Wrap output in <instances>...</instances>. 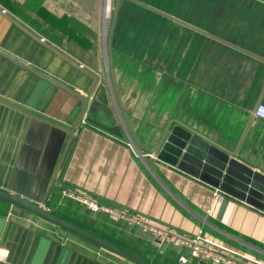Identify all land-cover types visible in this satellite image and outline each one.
<instances>
[{
    "label": "crops",
    "instance_id": "crops-1",
    "mask_svg": "<svg viewBox=\"0 0 264 264\" xmlns=\"http://www.w3.org/2000/svg\"><path fill=\"white\" fill-rule=\"evenodd\" d=\"M261 1L264 4V0ZM0 7L98 76L97 84L87 95L89 101L85 116L105 126L117 125L121 133L120 136L112 134L87 121L73 128L81 101L0 54V100L20 108L0 101V189L20 194L35 203H43L51 210L55 209L83 224L87 230L138 253L149 263L177 262L179 253H186V250L171 244L160 245L156 238L141 233L133 226L114 222L102 212L90 211L79 202L62 196V188L77 189L99 202L136 212L180 234L191 235L202 229L216 242L264 261L263 211L223 192L217 198L213 194L216 188L157 161L153 150L173 116L162 111L157 114L151 103L138 107L132 96L139 92L124 88L120 79L124 75L121 70H115L112 52L117 41L114 36L115 20L105 23L102 16L99 22L96 7L88 11L72 0H0ZM204 38L210 39L214 45H224L209 37ZM249 47L264 56L263 50ZM0 51L87 94L91 83L89 76L30 37L2 14ZM253 59L264 65L260 60ZM236 62L240 65V59L237 58ZM199 75L200 82L205 83L202 74ZM185 76V84L193 82L197 85L195 77L198 75L194 69H189ZM234 76L237 86H242L240 71ZM261 78L263 86L264 75ZM238 87L240 92H245ZM261 89L253 98L245 92L238 105L233 90L229 92V107L238 110L237 116L244 120V127ZM263 98L264 94L261 102H264ZM138 110L150 114L146 123L150 131L146 134L142 132L143 128L140 129L143 115ZM178 120L187 124L182 119ZM258 123L261 124V133L264 131V119L253 117L238 147L237 154L246 160H249L247 157L252 151L248 143ZM62 127L73 128V135ZM193 128L230 149L235 148L241 135L236 138L230 132L223 136V132L209 133ZM70 137L71 142L54 175ZM128 142L134 145L137 154L128 147ZM244 144L247 148L241 153ZM4 202L0 200V264H133Z\"/></svg>",
    "mask_w": 264,
    "mask_h": 264
},
{
    "label": "rangeland",
    "instance_id": "rangeland-1",
    "mask_svg": "<svg viewBox=\"0 0 264 264\" xmlns=\"http://www.w3.org/2000/svg\"><path fill=\"white\" fill-rule=\"evenodd\" d=\"M140 1L189 20L202 29L209 27L215 35L233 38L236 43L241 41L264 51L263 3L254 0ZM103 5L104 0H96L95 13L99 22L104 16ZM121 7L123 16L118 20L121 25H116L114 36L117 41L112 50L114 67L124 75L120 78L124 88L139 92L132 96L137 106L151 103L157 114L162 111L186 121L191 127L209 133L223 132V136L230 132L239 138L244 120L237 116L236 108L229 107V92L233 90L236 105L242 102L245 92L255 97L262 87L260 79L264 75V65L225 45H214L199 32L177 25L130 0H124ZM114 14L115 0L109 18H104L106 22L113 20ZM189 69L197 72V85L193 82L185 84V73ZM237 71L242 76V80L238 78L242 86H238L245 92H240L237 86L234 76ZM199 74L205 83L200 82ZM138 112L143 115L140 129L143 128L142 132L146 134L150 131L146 125L150 114ZM260 125L258 123L255 134L251 135L248 144L252 151L247 158L264 168V131L261 133ZM246 148L244 144L240 152H245Z\"/></svg>",
    "mask_w": 264,
    "mask_h": 264
},
{
    "label": "water",
    "instance_id": "water-1",
    "mask_svg": "<svg viewBox=\"0 0 264 264\" xmlns=\"http://www.w3.org/2000/svg\"><path fill=\"white\" fill-rule=\"evenodd\" d=\"M79 6L83 7L88 11H93L96 7V0H72ZM138 5H141L147 9H150L160 15H163L171 20H174L194 31L199 32L200 34L209 37L215 41H218L224 45L231 46L240 52L253 57L257 60H260L264 63V56L259 55L253 50L246 49L240 45H237L233 40H226L221 38L208 30L202 29L188 21L180 19L170 13H167L163 10H160L152 5H149L140 0H130ZM121 0H115V14L113 17V22L115 20L116 12L120 5ZM0 14L5 16L8 20L14 23L17 27L23 30L30 37L44 45L46 48L54 52L56 55L63 58L65 61L78 68L84 72L87 76L91 78V83L88 88L87 94H82L70 86L59 82L55 78H52L34 67L14 58L13 56L6 54L0 51V54L8 58L15 64L20 67L27 69L37 76L47 80L51 84L58 86L65 91H67L72 96H75L81 101V108L78 117L75 120L73 128L81 123L82 121H87L91 124H94L112 134L120 136L119 127L116 126H105L104 124L85 116V111L88 105V94H90L94 86L98 82V76L88 71L82 65H80L75 60L71 59L63 52L56 49L54 46L50 45L48 42L43 40L31 30L26 28L24 25L16 21L10 15H8L0 7ZM264 94V84L262 89L254 102L252 112L248 118V121L240 135V138L234 149H230L219 142L213 140L212 138L204 135L200 131L194 129L188 124L184 123L181 120L173 118L168 121L166 127L164 128L160 138L157 141V144L153 150V154L156 157L157 161L163 166L168 168L176 169L182 173L187 174L188 176L197 179L210 187L218 189L220 192L233 196L240 201H243L260 211L264 212V168L260 165L253 164L246 160L245 158L237 154L238 147L246 133V130L250 124L251 119L253 118V112L256 106L261 102L262 96ZM1 102L20 109L16 106L8 104L2 100ZM24 111V110H23ZM33 115V114H31ZM35 116V115H33ZM38 117V116H35ZM39 118V117H38ZM174 123L172 126L171 124ZM60 127V126H59ZM73 128L67 129L63 128L71 136L73 135ZM71 142V137L65 147L63 156L60 163L57 165L54 175L59 170L60 164L63 160L64 154L68 148L69 143ZM0 200L10 203L13 206L22 208L23 210L47 221L50 222L76 236H79L105 250H108L133 264H151L147 262L142 256L138 253L133 252L123 246H120L98 234L91 232L67 219L64 217L55 214L50 207L44 206L43 203H35L20 194L9 192L6 190L0 189Z\"/></svg>",
    "mask_w": 264,
    "mask_h": 264
},
{
    "label": "built area",
    "instance_id": "built-area-1",
    "mask_svg": "<svg viewBox=\"0 0 264 264\" xmlns=\"http://www.w3.org/2000/svg\"><path fill=\"white\" fill-rule=\"evenodd\" d=\"M113 0H104L103 13L109 14L112 9ZM104 19L105 23L106 20ZM106 28V26H105ZM106 29H104V32ZM253 117L264 119V102H260L254 112ZM128 147L137 154L134 145L127 143ZM214 196L221 195L218 189H215ZM61 195L75 200L93 212H102L114 222H121L133 226L143 234H149L158 240L160 245L171 244L185 249L186 253H179L177 262L179 264H264V261L254 257L237 252L223 244H220L207 236L202 229L195 234H180L156 221L149 220L140 214L117 207L110 204L99 202L96 198L85 194L77 189L62 188Z\"/></svg>",
    "mask_w": 264,
    "mask_h": 264
},
{
    "label": "trees",
    "instance_id": "trees-1",
    "mask_svg": "<svg viewBox=\"0 0 264 264\" xmlns=\"http://www.w3.org/2000/svg\"><path fill=\"white\" fill-rule=\"evenodd\" d=\"M123 1L124 0H121V2H120V5H119V8H118V11H117V13H116V19H115V24L117 25L119 22H118V20L121 18V16H123L122 15V4H123ZM126 1H128V0H126ZM248 2H251L252 0H247ZM254 1H258V3H263L261 0H254ZM133 3V2H132ZM173 15H175V14H173ZM175 16H177V15H175ZM166 18V17H165ZM184 19V18H183ZM188 22H189V20H187ZM191 23V22H190ZM115 25V26H116ZM206 30H208V31H210V32H212V30L208 27V28H206ZM202 35V34H201ZM203 37H206V36H204V35H202ZM232 40V39H231ZM234 41V40H233ZM235 42V41H234ZM239 44H240V46H243V47H245V48H247V49H250V47L249 46H247V45H245V44H243V42H239ZM252 49V48H251ZM250 49V50H251ZM5 204H8V202H4ZM9 205V204H8ZM55 214H59L60 216H62V217H64L65 219H67V220H69V221H71V222H73V223H75V224H77V225H79V226H81V227H83V228H85V229H87L83 224H80V223H78V222H75L74 220H72L71 218H69V217H67V216H65V215H63V214H60V213H58L55 209L54 210H52ZM108 239V238H107ZM110 241H112V242H114V243H116V244H119V243H117V242H115V241H113V240H111V239H109ZM120 245V244H119ZM144 258V257H143ZM146 260V259H145ZM147 261V260H146ZM151 264H153V263H151ZM155 264V263H154ZM167 264H179L178 262H176V261H173V262H168Z\"/></svg>",
    "mask_w": 264,
    "mask_h": 264
},
{
    "label": "bare ground",
    "instance_id": "bare-ground-1",
    "mask_svg": "<svg viewBox=\"0 0 264 264\" xmlns=\"http://www.w3.org/2000/svg\"><path fill=\"white\" fill-rule=\"evenodd\" d=\"M105 17H106V19H108V14L105 13Z\"/></svg>",
    "mask_w": 264,
    "mask_h": 264
}]
</instances>
